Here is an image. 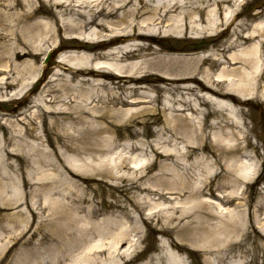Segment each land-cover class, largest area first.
<instances>
[{"label":"bare ground","instance_id":"1","mask_svg":"<svg viewBox=\"0 0 264 264\" xmlns=\"http://www.w3.org/2000/svg\"><path fill=\"white\" fill-rule=\"evenodd\" d=\"M38 2L0 0V98L30 104L8 117L0 113V180L21 181L26 194L36 191L39 198L26 203L41 219L34 227L24 221L19 231L18 220L13 227L0 226V264H121L122 256L123 264L130 263L133 257L118 245L136 225L109 216L93 219L100 208L82 206L94 200L89 188L109 183L104 177L119 178L110 184L126 196L134 189L147 192L138 201L133 195L140 214L152 195L191 201L189 209L173 208L180 213L171 219L174 229L184 231L190 245L208 248L219 264L240 247L245 248L239 253L242 264H264V201L255 204L249 220L244 212H218L228 220L212 225L215 205L200 199L207 187L214 196L213 179L224 181L218 186L226 190L220 207L244 198L247 191L237 195L235 187L257 182V166L242 158L250 149L259 156L260 143L252 137L264 135L256 124L248 125L254 112L244 105H264V9L253 12L252 22L231 27L248 0ZM41 15L51 23L38 19ZM62 31L70 33L67 42ZM200 37L212 44L188 51L170 43ZM52 47L61 51L52 75L34 90L42 70L51 69L50 62L40 67L38 58ZM130 123L141 124L145 132ZM153 125L160 126L150 131ZM148 133L156 138L126 141L111 156L121 138ZM148 150L153 159H147ZM81 154L89 156L78 158ZM29 166L34 173L21 176ZM45 167L58 169L63 179L38 175ZM87 168L108 169L96 173L103 176L99 179L77 172ZM124 168L128 176L120 172ZM60 182L78 197L66 205L50 196L43 204L42 187L52 193ZM164 184L175 188L159 187ZM8 206L0 203V213ZM159 208L154 209L161 213ZM129 210L127 204L122 208ZM241 232V242H227ZM95 237L102 240L92 242ZM173 246L185 247L172 241L166 254L142 264H182Z\"/></svg>","mask_w":264,"mask_h":264},{"label":"rangeland","instance_id":"2","mask_svg":"<svg viewBox=\"0 0 264 264\" xmlns=\"http://www.w3.org/2000/svg\"><path fill=\"white\" fill-rule=\"evenodd\" d=\"M36 2H37L36 6H38L39 5L38 0H36ZM261 9H264V0H248L247 3L242 5V11L239 14V16H237V19L234 21L231 27H233L234 24L240 23V22H244V23L252 22L253 12L257 10H261ZM38 19H41L43 21L50 20V18H47V16L45 15L44 16L41 15ZM51 21L52 20H50V23ZM60 35L62 36L64 42H67L68 38L70 37V33L68 31L67 32L62 31L60 32ZM51 42H54V41H50V43L47 44V47L51 45ZM170 43L176 44L179 47L187 49L188 51H192V49H195L194 51H196V50L206 49L208 46L212 44V41L207 39V37H200L196 39H187L185 41H181L178 43H175L174 41H170ZM163 44L168 45L169 42H164ZM157 46H160V45H157ZM44 48H46V46ZM49 50L50 49H48L47 51ZM54 50L56 51L55 55L49 64L51 69L47 68V70H42V73H40L39 77L43 76V79L41 78L40 80H38V83L36 84L34 90H36L38 87L42 86L43 84L47 83L48 80L50 79V76L52 75L51 70H53V66H54V60L58 58V55L61 52L60 50H56V48ZM47 53L48 52L40 54L38 58V65L40 67L42 65H45L44 61L47 56ZM3 97L4 98L2 97L0 98V113H2V115H6L8 117L7 113H10L13 115L14 113H17L19 111H24L27 108H29L30 104L28 100L22 101V99H16V98L11 100V99H7L8 96H3ZM249 102L250 103L248 105H244V106L246 109L248 110L251 109L254 112V119L252 120L248 118L247 123L251 127L253 126V124H256L258 130L261 132V134L264 135V105H262L260 102L256 103L255 101H249ZM130 124H132V129L138 128L143 133L145 132L141 124H135V125L134 123H130ZM159 126L160 125H153L150 131L156 130L157 127ZM148 134L149 135L141 134L139 136L121 138L120 140H118L119 147L117 148L114 154H111V156L112 155L113 157L116 156L118 154L119 148L121 149L122 145L126 141H131V142L144 141V140L153 141L156 138L155 135L151 133H148ZM2 137H3V134L2 132H0V139H2ZM257 141L260 143L259 148H258L259 156L255 155V152L253 149H250L249 151H247L248 155L243 157L242 160L244 162L252 161V163L257 166V174H256L257 178L259 176L261 177L258 179L256 177L254 178V180H256L257 182L253 184V186L249 184L250 185L249 187V185L246 184L247 186L241 187V189H240V186L235 187V192L237 195H242L241 192L244 190L247 191V193L243 195L244 198L235 199L232 203L224 202L220 207L218 204L221 203L220 199L223 200L222 193L226 194L225 193L226 190L218 188L221 182L224 183V181H222V179H219V178L212 180V185L215 186L212 188L214 189V196L210 195V192L208 191L209 187H207V189L205 190V193L203 194L204 196H200L201 200L210 201L215 205L213 209L215 212V215H211L209 219L210 224L219 225L222 221L228 220L227 217L220 216L218 212L220 214L222 212L226 214L234 213V212H240V213L244 212L246 216V220H249V217L251 218L250 212L253 211V209L255 208V204L258 201H262V202L264 201V139L259 140L253 135L252 142L255 143ZM147 152H148L147 159H153V153L150 150H148ZM137 153H141L140 154L141 157H143L145 154L142 151H138ZM88 156L89 155L87 154H81L80 156L78 155L77 157L86 159ZM107 169L108 168H101V169L99 168L93 171L92 168L90 170L87 168V169H83V171H77V172L79 174H82L83 176H86V175H94L97 172L99 173L105 172L107 171ZM23 170H25L24 173H22L21 170L19 171L21 176L24 174H27L28 172L32 174L34 173V168L32 166H29L26 169L24 168ZM113 172L115 175H117V170H114ZM120 172L124 173L125 176L129 175V172L127 171L126 168L122 169V171L120 170ZM38 175H45L47 177V181H50L53 178L63 179V176H64V174H61L58 169H53L52 167H45L43 170L39 171ZM95 177L99 179V178H102L103 176H101V174H96ZM104 180H108L109 183L108 184L102 183V185H99L95 188H92V189L89 188V197L94 198V200L92 202H85L82 206L87 209L91 205L93 208V204H95V206L100 208L101 212L99 213L98 216L94 217L93 219L100 220L101 218H104L105 216H109L112 218H121V220H123L124 222H127L129 226L136 225V228H135L136 230H133L129 234V236L122 237L121 238L122 240L120 241V244L118 245V247L121 246L122 251L127 250L130 253L131 257H133V260L128 264H142L150 256H154L159 253L166 254L167 247L171 246L172 241H174L175 244L179 246H182V245L185 246V247H180V249L173 246V248H175V251L179 254L178 257L181 259L182 264H219L215 255L207 251L208 248H202L200 245H190L188 243V238L185 237L186 233L184 231H177L176 229H174L176 221L172 222L171 219L174 216H178L180 213H175L173 208L179 207V208L189 209L192 206L191 201L189 202L188 200H185V197H182V198L176 197L178 195H173L174 197L173 200L171 198L164 200V199L157 198L158 197L157 195L156 196L152 195V198H154L153 200L148 201L147 204L142 203L143 213L140 214L139 211L136 210V207H135L136 200H134L133 195H135L138 201L145 193H147L146 191L142 192L140 190L134 189L132 190V192L127 194L128 196H126L124 193H121V191H114L112 188L113 187L112 184L115 181L118 183L120 182L119 178L114 180L111 178L104 177ZM81 183L83 184L84 187H87V183L85 182H81ZM124 183L126 182H123V184ZM58 185L59 186L57 187V191L55 189L54 192L52 193H50L48 189L42 187L41 193H42L43 204H44L45 197L49 198L50 196H52V198L58 201L57 204L65 203L66 205L71 204V199L73 200V198L78 197L77 195L78 191L73 189L74 194H72L71 192L72 188L71 190L69 189L68 183L60 182L58 183ZM171 185L164 184V185H159V187L175 188V186L173 185L171 186ZM25 189L27 188L23 186V183L21 181L8 182L7 180H0V203L5 204V206L10 205L8 206V209L0 213V226L13 227L15 222L18 220L20 221V225H21L17 227L18 228L17 230L19 231L20 229H22L24 221H26L24 225L27 226L29 222L30 224L33 223V227H34L37 224V222L41 220L37 216H34V217L32 216L33 208H32V211L29 210V206L26 203V201H28L29 204H31L32 201H34L35 199H38L39 196H37V192L29 189L28 193L26 194L24 192ZM229 190H232V189L229 188ZM227 193H229V191ZM168 196L171 197L172 195L171 196L168 195ZM20 197H21V200H18V198ZM125 204H127L130 208L128 214L122 211V208ZM156 206H160L159 209H162L161 213L157 211L158 209H154L156 208ZM150 208L154 210L151 212ZM146 213L148 215H146ZM151 213L152 214L157 213V214L156 216H152ZM45 214H48V207H47ZM80 214H84V212L81 211ZM141 216L143 218H141ZM149 216H152V217L150 218ZM249 226L252 231L253 226L251 227L250 223H249ZM254 227L258 228V225L255 224ZM162 228H169L173 230L171 231V233L169 231L168 233H164L162 231ZM251 234L253 233L250 232V235ZM95 238L96 239H94L92 242H95L98 239L102 240V238L100 237H95ZM243 238H245V234L241 232V234L238 237H234V235H231L230 237H228L227 242L230 240H233V243L232 242L231 243L234 244V243L241 242ZM106 240L104 239V241ZM247 244H248V247L252 248L251 245H249V243ZM129 245L131 247H129ZM208 245H210V243H208ZM244 249L245 248H242V247H240L239 249L237 248V250L233 251L232 253L233 255L236 253V255L231 256L230 258L226 259V261L221 262L220 264H242L241 262L242 260H241L239 253H241ZM113 250L115 249L113 248ZM77 252H79V254L83 253L82 250H78ZM125 258H126L125 256L121 257V264H123L124 261H126ZM250 264H253V263H250Z\"/></svg>","mask_w":264,"mask_h":264},{"label":"water","instance_id":"3","mask_svg":"<svg viewBox=\"0 0 264 264\" xmlns=\"http://www.w3.org/2000/svg\"><path fill=\"white\" fill-rule=\"evenodd\" d=\"M50 60V58L48 59V61Z\"/></svg>","mask_w":264,"mask_h":264}]
</instances>
